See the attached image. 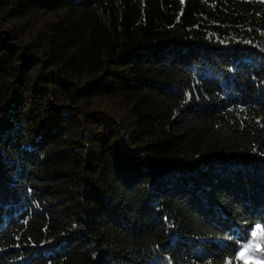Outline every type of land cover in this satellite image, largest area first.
<instances>
[{
    "label": "trees",
    "instance_id": "1",
    "mask_svg": "<svg viewBox=\"0 0 264 264\" xmlns=\"http://www.w3.org/2000/svg\"><path fill=\"white\" fill-rule=\"evenodd\" d=\"M257 225L264 0H0V264H258Z\"/></svg>",
    "mask_w": 264,
    "mask_h": 264
},
{
    "label": "rangeland",
    "instance_id": "2",
    "mask_svg": "<svg viewBox=\"0 0 264 264\" xmlns=\"http://www.w3.org/2000/svg\"><path fill=\"white\" fill-rule=\"evenodd\" d=\"M264 245V231L257 225L253 229L250 238L243 246L239 249L237 254L238 260L243 263H258L264 264V250L262 246ZM250 249L259 251H249Z\"/></svg>",
    "mask_w": 264,
    "mask_h": 264
},
{
    "label": "snow or ice",
    "instance_id": "3",
    "mask_svg": "<svg viewBox=\"0 0 264 264\" xmlns=\"http://www.w3.org/2000/svg\"><path fill=\"white\" fill-rule=\"evenodd\" d=\"M249 251H259V249H255V250L250 249Z\"/></svg>",
    "mask_w": 264,
    "mask_h": 264
}]
</instances>
